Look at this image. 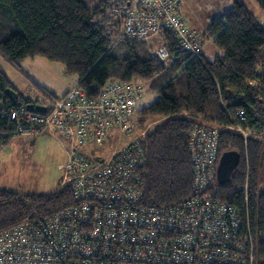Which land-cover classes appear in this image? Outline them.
<instances>
[{"label": "trees", "instance_id": "1", "mask_svg": "<svg viewBox=\"0 0 264 264\" xmlns=\"http://www.w3.org/2000/svg\"><path fill=\"white\" fill-rule=\"evenodd\" d=\"M254 2L264 10V0ZM113 7L109 0H0V54L16 66L35 57L60 63L89 94L109 82L148 84L158 98L142 109L137 104L134 114L141 123L160 120L146 133L139 168L147 205L168 207L190 195L194 170L188 133L196 123L219 127V155L236 150L240 161L230 181L216 180L211 191L248 219L257 246L254 264H264V25L243 0H234L233 8L212 19L204 34L221 55L213 60L192 56L164 31L156 37L169 51L164 64L146 41L119 36L110 15ZM8 88L15 89L0 69V114L4 103L12 107ZM19 99L26 100L21 93ZM238 112L246 118L241 120ZM237 126L255 133L245 138L233 129ZM5 132L10 136L3 146L15 137L12 126ZM74 205L68 185L46 194L2 189L0 231Z\"/></svg>", "mask_w": 264, "mask_h": 264}, {"label": "built area", "instance_id": "2", "mask_svg": "<svg viewBox=\"0 0 264 264\" xmlns=\"http://www.w3.org/2000/svg\"><path fill=\"white\" fill-rule=\"evenodd\" d=\"M109 1L120 37L149 41L169 31L181 50L202 56L203 44L179 14L176 0ZM154 54L164 64L169 60L165 44ZM142 92L134 80L115 81L97 94L77 85L61 98L42 94L1 106L0 121H7L0 123L1 148L10 126L15 136L53 131L66 140L61 184L70 186L75 205L0 231V264L255 263L257 246L248 219L211 191L220 159L219 127L196 123L188 133L194 170L190 195L168 207L144 203L139 168L146 134L136 132L134 117ZM26 103L45 109L29 110ZM233 129L245 138L255 133ZM115 130L134 133V139L105 156L97 149Z\"/></svg>", "mask_w": 264, "mask_h": 264}, {"label": "rangeland", "instance_id": "3", "mask_svg": "<svg viewBox=\"0 0 264 264\" xmlns=\"http://www.w3.org/2000/svg\"><path fill=\"white\" fill-rule=\"evenodd\" d=\"M176 1L179 4V14L203 44L206 58L213 60L216 55H221L222 51L212 43V40L205 39L204 34L212 19L222 16L223 13L233 8L234 0ZM251 1L245 0L250 9H254V6H256L262 14L263 11L258 8L256 3ZM146 43L152 48L153 53L154 49L161 44L157 38L146 41ZM0 69L21 90V94L25 98L43 96L38 92L35 85L37 84L36 80L47 85L48 87H44L53 93L54 97L59 98L70 84L69 80L77 79L74 75L68 74L62 64L50 62L43 57L26 58L16 66L0 54ZM141 84L143 93L138 101V109L149 106L158 98V95L150 89L148 84ZM159 121L156 122V120L150 119L145 123L139 122L136 132H140L141 135H139L142 136L143 131L146 134ZM129 138L130 140L134 139L131 134L119 135L118 130H115L111 138L97 151L108 156L112 150L123 148ZM3 147L0 151V153H3L5 150L0 155V190L4 189L24 194H46L59 187L63 176L60 165L65 162L60 140L48 133L39 134L36 140L34 135H19L11 138L9 144ZM261 175L264 180V168L261 170ZM261 188L264 189V182L261 184Z\"/></svg>", "mask_w": 264, "mask_h": 264}, {"label": "water", "instance_id": "4", "mask_svg": "<svg viewBox=\"0 0 264 264\" xmlns=\"http://www.w3.org/2000/svg\"><path fill=\"white\" fill-rule=\"evenodd\" d=\"M6 94L12 104H16L20 94L14 88H8ZM29 110L44 111V107L35 106L32 103H26ZM240 161V154L236 150H228L221 154L217 169V181L219 184H225L230 181L234 170L237 168Z\"/></svg>", "mask_w": 264, "mask_h": 264}, {"label": "crops", "instance_id": "5", "mask_svg": "<svg viewBox=\"0 0 264 264\" xmlns=\"http://www.w3.org/2000/svg\"><path fill=\"white\" fill-rule=\"evenodd\" d=\"M244 2H245V0H243ZM251 1V0H250ZM254 1V0H253ZM252 2V1H251ZM246 3V2H245ZM252 3H255V2H252ZM246 5L248 6V8L250 9V7H249V5L246 3ZM258 6V5H257ZM259 8V7H258ZM260 9V8H259ZM262 10V9H261ZM250 11L251 12H253L257 17H258V20L260 21V23H262L263 25H264V10H262L263 11V13L261 14L260 13V11L259 10H257V8H256V6H254V9H250ZM261 14V15H260ZM220 50V49H219ZM203 55H205V53H204V51H203ZM206 56V55H205ZM217 56V55H216ZM11 81V80H10ZM34 81H35V79H34ZM12 82V81H11ZM36 82H37V84H39V85H37V84H35L36 86H40V87H43V88H45V87H48L47 85H45V84H43V83H41L40 81H37L36 80ZM69 85H68V87L65 89V92H64V94L62 95V96H60L59 98H61V97H63L69 90H71L72 88H74L75 86H77L78 85V80L76 79V80H74V79H70L69 80ZM13 84V83H12ZM14 85V84H13ZM45 86V87H44ZM14 87H15V89L17 90V92L20 94L21 93V90L16 86V85H14ZM45 89H47V88H45ZM48 90V89H47ZM49 91V90H48ZM50 92V91H49ZM51 93V92H50ZM51 94H53V93H51ZM28 99V98H27ZM44 133H48V134H50V135H52V136H54L57 140H60V142L62 143V146H63V151H64V160L66 161V159H67V157H68V149H69V146H68V143L66 142V140H64V138H62V136L61 135H59L58 133H56V132H53V131H44V132H41V133H37V134H34V136H35V140H36V138H37V136L39 135V134H44ZM119 135H122L121 133H119ZM132 137H133V135H132ZM11 140V139H10ZM10 140L7 142V144H9V142H10ZM130 141V138H129V140H128V142ZM107 142V141H106ZM127 142V143H128ZM126 143V144H127ZM3 149H5V147H3ZM121 149V148H120ZM2 149H0V151H1ZM117 150H119V149H117ZM117 150H112L111 151V153L112 152H114V151H117ZM5 151V150H4ZM4 151H3V153H4ZM3 153H0V155H2ZM110 153V154H111ZM109 154V155H110ZM55 191V190H54ZM53 192V191H52ZM51 193V192H50Z\"/></svg>", "mask_w": 264, "mask_h": 264}, {"label": "clouds", "instance_id": "6", "mask_svg": "<svg viewBox=\"0 0 264 264\" xmlns=\"http://www.w3.org/2000/svg\"><path fill=\"white\" fill-rule=\"evenodd\" d=\"M162 44V43H161Z\"/></svg>", "mask_w": 264, "mask_h": 264}]
</instances>
